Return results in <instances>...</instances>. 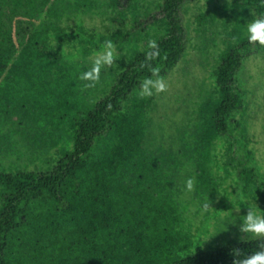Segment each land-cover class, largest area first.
Instances as JSON below:
<instances>
[{"label":"trees","instance_id":"1","mask_svg":"<svg viewBox=\"0 0 264 264\" xmlns=\"http://www.w3.org/2000/svg\"><path fill=\"white\" fill-rule=\"evenodd\" d=\"M185 1L153 0L161 13L155 18L151 4L138 0H0V120L21 114L44 129L57 115L73 145L48 171L0 169V264H232L233 249L248 255L258 250L256 239L187 257L169 248L187 233L179 227L178 206L165 194L163 163L144 145L155 95L140 99L138 89L151 75L141 68L149 40L159 45L160 58L152 64L161 76L181 59L179 11ZM105 6L120 27L113 34L82 22V15ZM233 9L240 35L233 31L235 41H228L211 72L214 90L200 109L192 150L198 166L212 161L221 133L233 136L236 115L245 108V94L234 85L239 52L249 43L244 13L264 17V6L261 0H234ZM198 20L214 25L216 10ZM107 40L129 45L127 64L116 67L108 93L88 103L76 60L102 51ZM225 147L234 159L230 138ZM241 175L245 191L258 186L252 169ZM258 201L264 210V194Z\"/></svg>","mask_w":264,"mask_h":264},{"label":"rangeland","instance_id":"2","mask_svg":"<svg viewBox=\"0 0 264 264\" xmlns=\"http://www.w3.org/2000/svg\"><path fill=\"white\" fill-rule=\"evenodd\" d=\"M99 1L104 3L108 0ZM138 3L151 4V15L160 18V10L154 7L153 0H138ZM233 3L234 0H186L182 4L179 21L183 28L185 50L178 63L164 75L168 90L155 95V103L148 113L144 145L163 163L161 173H164L165 194L178 206L182 217L179 227L187 233L179 245L172 243L173 247L171 237L169 248L178 247L183 257L254 239L251 234L240 231L243 216L250 205L259 214H264L258 201V197L264 194V47L258 43H248L247 49L239 52L243 59L234 85L245 94L246 103L243 112L236 115L240 123L236 125L233 136L221 133V139L217 140L212 151V161L203 160L201 166H198L192 151L197 142L198 121L202 118L200 109L214 90L211 72L218 63L220 52L229 40H233V31L240 35ZM101 9L107 14L97 9L82 15L83 25L104 34L120 30L118 21L110 18L108 7ZM215 10V24L200 25L198 17ZM151 19L141 18L146 23ZM244 20L247 26L253 18L245 12ZM38 21V18L34 20ZM74 22L75 19H72L67 24ZM127 28L136 31L134 34L139 31L130 24ZM134 34L131 37L136 42ZM244 34L248 36L247 29ZM115 45L118 58L112 67L102 69L96 87L85 89L84 85L88 82L78 79L80 91L88 103H96L103 98L113 84L116 67L121 64L123 68L127 64L129 45ZM96 54L76 60L80 75L91 69ZM57 122L58 117L54 115L45 122L43 129L25 115L1 118L0 169L50 170L73 147L69 136L64 134L66 122ZM51 134L56 136L54 140ZM228 138L234 144V159L226 153ZM244 168L252 169L258 182V186L251 191L243 189L241 173ZM190 177L195 181L191 192L186 190V181ZM206 201H210V208L204 211L202 206Z\"/></svg>","mask_w":264,"mask_h":264},{"label":"clouds","instance_id":"3","mask_svg":"<svg viewBox=\"0 0 264 264\" xmlns=\"http://www.w3.org/2000/svg\"><path fill=\"white\" fill-rule=\"evenodd\" d=\"M261 6H264V0H261ZM247 34L249 43L259 44L264 47V17L253 19L247 25ZM235 40L236 38L233 37ZM148 50L145 52V59L141 68H147L151 75L146 76L140 81L138 97L140 99L150 98L168 90V84L163 76L160 75V67L153 66L152 61L160 58L159 45L156 40H149ZM103 51L98 52L93 60V66L90 70L83 72L79 79L87 81L85 89L94 88L100 82L101 71L112 67L118 53L113 41L107 40L102 45ZM194 178L190 177L186 181V190L191 192L194 188ZM204 211L210 208V201H206L202 206ZM239 208H237L238 210ZM240 231L244 234H251L258 243V250L248 255L240 249H233V255L236 257L232 264H264V214H259L254 207L249 206L247 214L243 216ZM243 239V237H242Z\"/></svg>","mask_w":264,"mask_h":264}]
</instances>
